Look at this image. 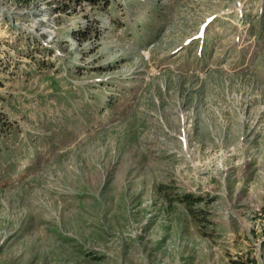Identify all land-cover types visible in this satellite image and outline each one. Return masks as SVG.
<instances>
[{"label":"rangeland","instance_id":"374dc122","mask_svg":"<svg viewBox=\"0 0 264 264\" xmlns=\"http://www.w3.org/2000/svg\"><path fill=\"white\" fill-rule=\"evenodd\" d=\"M0 264H264V0H0Z\"/></svg>","mask_w":264,"mask_h":264},{"label":"trees","instance_id":"16d2710c","mask_svg":"<svg viewBox=\"0 0 264 264\" xmlns=\"http://www.w3.org/2000/svg\"><path fill=\"white\" fill-rule=\"evenodd\" d=\"M16 1H18L20 4H23L24 6H28L29 4H34L46 0H16ZM56 7H60V6L57 5ZM189 203H192V201L189 200Z\"/></svg>","mask_w":264,"mask_h":264}]
</instances>
